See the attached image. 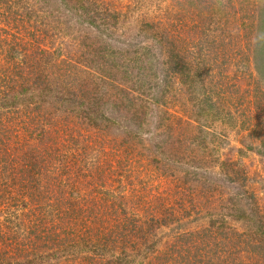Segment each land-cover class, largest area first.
Here are the masks:
<instances>
[{
	"label": "rangeland",
	"instance_id": "1",
	"mask_svg": "<svg viewBox=\"0 0 264 264\" xmlns=\"http://www.w3.org/2000/svg\"><path fill=\"white\" fill-rule=\"evenodd\" d=\"M102 2L123 15L100 31L70 0H0V76L24 69L1 90L51 89L0 117V264H264V0ZM144 45L165 103L118 110ZM172 53L197 88L165 85Z\"/></svg>",
	"mask_w": 264,
	"mask_h": 264
},
{
	"label": "trees",
	"instance_id": "2",
	"mask_svg": "<svg viewBox=\"0 0 264 264\" xmlns=\"http://www.w3.org/2000/svg\"><path fill=\"white\" fill-rule=\"evenodd\" d=\"M62 1L67 2L69 0H62ZM70 1L74 3V6L72 7V12L78 17V19L87 21L90 25H94L95 28H97L100 31L102 28L101 26H103L104 24H106L107 26H115V23L118 17L123 15L121 11H114V12L111 11L110 13V10H109L110 8L105 6L102 0H70ZM259 23L260 24L264 23L263 17L259 18ZM140 49H141V52L138 56L137 55L136 57L126 56L121 61H119L121 72L123 74L122 75L123 83H124L123 92L125 94V98H126V95H128V100H127V103H125L126 99L125 98L121 99L120 102H122L123 100L125 101L122 105L120 104L118 110L120 109V107L125 108L126 105L128 107L126 109L130 110V108L137 103V101L135 102V97L131 96V93L135 91H138V95L136 96V98L140 101V103L137 104L140 107V109L143 107V104H145L146 101H151L152 105H155V106L159 104L163 105L165 103L163 101V97H164V93L166 90L164 89L163 91L160 90L161 92H159V94L154 93L152 91L153 87L155 88L159 86V83H158L159 80L157 81V79H155L152 81L151 79H149L151 75L150 73L151 69L153 66H155V61H154L155 56L154 55H153L154 57L149 56V54L151 53V47L144 45ZM170 52H172V50H170ZM256 57L258 56L256 55ZM26 62L27 61H25L24 63ZM165 63H166V66L165 68L162 69L163 81L165 85H167L170 82L171 76L175 75L178 78H180L181 82L187 85L188 88L190 89H193L194 87L197 88L199 83L197 82L196 75L198 74L196 73V71H192L190 68H188V66L185 63L180 62V60H175L174 53H172V56L170 58L169 57L167 58ZM258 63L259 62L256 60V66L258 67L256 70H258V72L261 73L262 68L261 66H258ZM22 66L23 64L21 63H15L13 66V71L11 70L12 67L10 66L4 67V69L2 70L3 74L2 76H0V97H1L0 107H7V108L5 110H1L0 108V117L2 114L6 115L9 112H12L13 114L15 112V108L18 107L16 106L17 104L19 105L24 104V106L27 107V105L31 101H34L35 99H37L39 104L42 103V101L45 99L46 93L51 90L49 87H45V86L44 88L40 89V92H38V94L28 93L27 91L29 89L25 90V92L17 91L16 94H11L7 90L6 91L1 90L3 85L5 86L6 84L10 82L16 81L17 74L19 76L23 75L24 69ZM33 66H37V64L34 63L32 66H29V67L32 68ZM60 66L63 67V69L61 68L62 72L63 71H66L67 73L70 72L69 65H60ZM147 68L150 69L148 72H146ZM118 89L119 87L116 88V91ZM151 91L153 94L151 93ZM144 95H146L147 98L144 97ZM204 101L205 100L203 99L200 103ZM97 110L95 111V115L93 116L94 125L97 122H101L104 125L100 127H103V129L107 130V128L110 127V123H108L107 120L110 119L109 122L116 124L117 128L119 127L118 123L116 122V119L114 120L112 116V113L115 110L109 112L110 117H107L105 114H102L100 111L97 112ZM132 119L138 120L139 118L137 115L134 114L132 115ZM261 145L264 149V139L261 140ZM12 165L13 164H10V163L8 165H5L6 170L10 169L9 167ZM10 172L12 174V169L10 170ZM260 231L263 232L264 230L263 231L260 230Z\"/></svg>",
	"mask_w": 264,
	"mask_h": 264
}]
</instances>
